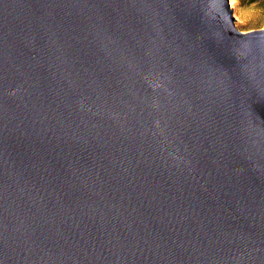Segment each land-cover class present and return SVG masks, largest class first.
<instances>
[{
  "label": "water",
  "instance_id": "water-1",
  "mask_svg": "<svg viewBox=\"0 0 264 264\" xmlns=\"http://www.w3.org/2000/svg\"><path fill=\"white\" fill-rule=\"evenodd\" d=\"M228 0H0V264H264V28Z\"/></svg>",
  "mask_w": 264,
  "mask_h": 264
},
{
  "label": "rangeland",
  "instance_id": "rangeland-1",
  "mask_svg": "<svg viewBox=\"0 0 264 264\" xmlns=\"http://www.w3.org/2000/svg\"><path fill=\"white\" fill-rule=\"evenodd\" d=\"M228 3L237 29L247 32L264 28V0H228Z\"/></svg>",
  "mask_w": 264,
  "mask_h": 264
}]
</instances>
